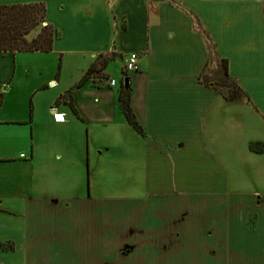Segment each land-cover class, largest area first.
Instances as JSON below:
<instances>
[{"label":"crops","instance_id":"crops-1","mask_svg":"<svg viewBox=\"0 0 264 264\" xmlns=\"http://www.w3.org/2000/svg\"><path fill=\"white\" fill-rule=\"evenodd\" d=\"M66 3L50 52H0V206L30 209V223H3L0 262L264 264V0ZM130 53L136 72L123 69ZM209 56L227 60L247 102L200 84ZM98 57L103 78L76 88ZM98 164L106 178L124 169L123 196L99 189ZM5 178L20 185L8 191Z\"/></svg>","mask_w":264,"mask_h":264},{"label":"trees","instance_id":"trees-1","mask_svg":"<svg viewBox=\"0 0 264 264\" xmlns=\"http://www.w3.org/2000/svg\"><path fill=\"white\" fill-rule=\"evenodd\" d=\"M46 7L43 3L26 5H1L0 6V52H43L52 50L55 40L59 38L58 32L49 24H45L34 37L30 38L31 33L45 22ZM209 56L208 63H211ZM107 65L106 59L98 57L82 77L76 88L84 85L90 78L101 75ZM207 65L205 70H207ZM206 72L199 77V82L206 88L218 93L226 102H247L248 98L242 88L229 77L227 60L221 59L216 70L210 71L208 77ZM71 94L68 95L70 100ZM120 108L126 123L137 133H142V128L135 120V116L129 106V93L127 89H120L118 95ZM70 108L76 114L70 103Z\"/></svg>","mask_w":264,"mask_h":264},{"label":"rangeland","instance_id":"rangeland-1","mask_svg":"<svg viewBox=\"0 0 264 264\" xmlns=\"http://www.w3.org/2000/svg\"><path fill=\"white\" fill-rule=\"evenodd\" d=\"M89 1L92 4H96V3L102 4L104 0H89ZM40 2H42L45 5L47 18L51 21L50 24L55 26L54 29L58 32L59 37H60V33L68 28V21L65 22L64 15L70 13L71 9L67 6V3H66L67 0H48V1L41 0ZM45 24H46V20L45 22L39 24V26L31 33L30 36L36 35L37 33H39L40 29L43 28ZM210 53H212L211 48H210L209 54ZM217 64L218 62L212 61L209 65V70L210 71L216 70ZM111 67L116 69V66L114 64H112ZM110 71H111V68L109 69L108 72L111 73ZM115 76H117V74H115ZM256 148H258V145H255L252 147L253 150H256ZM229 153L231 154L232 151L229 150ZM97 168H98L99 178L95 179V183L98 185L99 189L102 190V192L104 191L108 192L110 185H112L111 190L114 192V195L123 196L124 193L122 191L125 190L126 187L129 188L128 186L129 180L126 179V175L124 174V169L121 166H116L115 172L113 174L114 176L111 178L110 177L106 178V169H105V174H103L104 170H103L102 165L98 164ZM76 179L78 178L72 177L68 179V181L70 180L69 182H73ZM36 181H37V187L40 189V191L44 193H49V191L52 190L54 185H56L55 180L53 178H39V179H36ZM3 182H4L3 188L8 187V191H9V188H11L10 186L16 187L20 185L19 179L17 180L15 178H5L3 179ZM24 182H27V179L24 180ZM46 183H49V186H46ZM33 186L35 187V185ZM9 205L10 206H0V209L5 210V211L7 210L8 212L15 211L16 216L8 214V213H0V224H2V226H3V223H6V222L9 224L13 222V224H15V223H19L20 221H23V222L29 221L30 223V209L28 210L27 207L20 206V205L12 206V203H10ZM40 215H41L40 217H43L42 213H40ZM10 230L12 229L6 228L4 226L0 227V236L4 237V235H11ZM28 230L30 231V228ZM24 234H27L30 237V233L28 234V231H25ZM10 248L11 247L8 244V245H3L1 249L8 250ZM6 261H8V259ZM0 264L2 263L0 262Z\"/></svg>","mask_w":264,"mask_h":264},{"label":"built area","instance_id":"built-area-1","mask_svg":"<svg viewBox=\"0 0 264 264\" xmlns=\"http://www.w3.org/2000/svg\"><path fill=\"white\" fill-rule=\"evenodd\" d=\"M124 71L125 72H136L138 70V55L136 53H130L127 55L125 61H124ZM125 76L121 78V82L124 85ZM116 85V81L114 79L108 80V86L114 87ZM53 111V118L55 122H63V115L57 114L54 109Z\"/></svg>","mask_w":264,"mask_h":264},{"label":"water","instance_id":"water-1","mask_svg":"<svg viewBox=\"0 0 264 264\" xmlns=\"http://www.w3.org/2000/svg\"><path fill=\"white\" fill-rule=\"evenodd\" d=\"M124 85H125V81H124Z\"/></svg>","mask_w":264,"mask_h":264}]
</instances>
